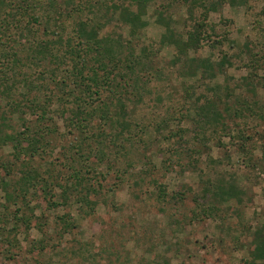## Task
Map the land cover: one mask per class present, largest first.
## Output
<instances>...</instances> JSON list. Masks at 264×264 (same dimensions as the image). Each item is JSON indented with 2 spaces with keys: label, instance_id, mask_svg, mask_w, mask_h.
<instances>
[{
  "label": "rangeland",
  "instance_id": "374dc122",
  "mask_svg": "<svg viewBox=\"0 0 264 264\" xmlns=\"http://www.w3.org/2000/svg\"><path fill=\"white\" fill-rule=\"evenodd\" d=\"M15 2H5L6 7L0 8V18L11 19L6 26L0 23V54L11 56L14 51L25 57L36 40L53 39L45 36L44 27L55 30L58 24H63L66 33L72 32V17L79 16L73 13L69 18L72 7H64L63 12L60 9L63 16L57 17L46 5L37 12L38 23H34L14 8ZM102 6H95L94 14L80 17L96 21L100 18V23L105 24L101 34H119L129 40V28L117 23L112 15L102 17ZM156 8L163 11L176 34L184 33L187 23H192L184 0H154L143 16L147 26L132 45L137 55L141 48L152 51L150 59L155 71L143 78L146 85H131L127 90L132 94L127 102L130 118L145 129L143 133L136 130L139 136L136 141L141 137V143L106 150L105 158L109 159L103 160L91 175L96 190L89 196L96 203L93 211L74 196L63 204L61 190L54 186L46 170H60L64 163L78 168L79 157L71 150L72 136L64 131L63 121L56 118L52 150L37 160L41 177L49 184L52 182L48 193L41 190L43 183L39 180L40 186L29 192L25 202L17 198L8 202L0 188V264H247L252 261L250 233L264 225V60L261 58L264 0H250L244 7L226 3L210 12L208 19L218 28L215 39L226 32L227 41L217 46L205 42L200 50H190L178 63H174L177 56L174 44L160 42L166 26L157 21ZM224 20L229 23L223 25ZM2 28L8 31L3 32ZM185 59L210 60L215 75L197 72L191 76ZM26 71L34 73L30 68ZM139 92L140 99L136 98ZM216 96L221 98L219 108L228 109L225 131L222 126L202 129L195 122V104H202L207 98L216 102ZM190 107L187 113L186 108ZM0 108V114L7 111L1 97ZM164 118H168L165 126L161 124ZM17 119L11 122L13 130L21 129ZM159 125L164 128L162 136L184 131L185 148L182 144L177 147L174 143L177 139L169 143L162 141L156 133ZM65 153L72 157L71 163ZM13 160L10 146L0 148V164L7 165ZM88 163L96 164L97 158L90 157ZM61 171L60 176H64L66 170ZM13 172L12 177L20 175L15 169ZM6 173L0 165V179L12 184V177ZM139 176L145 179L136 186L134 178ZM221 181L236 185L240 200L215 202L218 211L203 213L205 205L200 206L203 189L209 182L215 186ZM60 182L64 180L60 178ZM159 187L167 194L165 203L158 199ZM21 219H26L28 224Z\"/></svg>",
  "mask_w": 264,
  "mask_h": 264
},
{
  "label": "trees",
  "instance_id": "16d2710c",
  "mask_svg": "<svg viewBox=\"0 0 264 264\" xmlns=\"http://www.w3.org/2000/svg\"><path fill=\"white\" fill-rule=\"evenodd\" d=\"M153 1L105 0L101 3L99 0H17V3L15 2L14 8L21 10L22 16L29 17L34 23H38L37 12L46 5L53 9L57 17L63 16L61 13L64 7H72L71 13H68L69 18L73 13L79 16L72 17L70 23L72 32L66 33L67 28L63 24H58L55 30L44 27L45 36H51L53 39L36 40L28 48L30 52L28 51L29 54L25 57L14 51L11 56L0 54V97L1 100H5L7 107V111L0 114V148L10 146L14 159L10 163L7 162L9 163L7 165L4 162L0 165L6 169L7 177L15 175L14 169L20 173L19 176L12 177V184V181L0 179V188L8 202L15 198L25 202L29 192L40 186L39 180L43 183L40 188L44 193H48V186L52 187L51 181L49 184L46 178L41 177L37 160L51 152L52 135L57 128L55 120L58 118L63 121L64 131L72 136L69 144L71 150L76 151L74 155L79 157L76 162L79 167L64 163L60 166L61 169L66 170L64 176H60L62 171L56 168L47 169L46 173L54 181V186H58L61 190L63 204L68 203L74 196L90 211L94 210L96 203L91 201L89 196L96 190L93 189L94 185L90 180L91 175L97 172V166L109 159L105 158L106 150L123 148L125 144L139 145L141 137L136 141L139 137L136 130L145 132V129L138 127L130 118L127 102L132 94L127 93V90L131 85L137 86L139 83L144 85L145 75L149 77L155 71L154 63L150 59L152 51L141 48L140 54L137 55L132 45L133 40L138 39L139 32L147 26L143 16ZM249 1L184 0L192 23H187L189 29L187 28L182 34H176L171 29L168 19L164 17L163 11L156 8L157 21L163 22L166 26L160 42L174 44L177 49L174 63L187 57L190 50H200L205 42H210L213 46L221 45L227 41V33L221 35L220 39H215L218 28L210 23L209 13L217 11L219 6L226 3L244 7ZM5 2L10 4L12 0H0L2 10L6 7ZM102 4L101 16L106 18L112 15L117 23L127 26L129 40H124L119 34H101L105 24L100 23V18L96 21L89 17L85 20L80 17H87L85 13L94 14L95 6ZM10 20L5 21V17L0 18V23L5 24L1 26H6ZM227 22L229 23L224 20L222 24ZM25 28L31 31V27ZM2 30L5 32L8 28ZM22 31L24 30H20ZM1 32L0 29V34ZM244 47L247 48L248 45L245 44ZM261 58L264 60V54ZM186 63L188 65L186 70L191 76H195L197 72L211 77L215 75L214 65L208 59H191L186 60ZM27 68L34 69V73L27 72ZM216 97V102L207 98L202 104H195L193 109L197 117L195 122L202 129L206 126L212 129L222 126L225 131L227 127L224 119L228 109H220L218 104L221 98ZM136 98H142L141 92L137 93ZM196 102L200 100L197 99ZM190 109L192 108H186L187 113ZM14 118H18L22 130H13L11 122ZM167 123L168 118H164L161 124L165 126ZM161 126L159 125L156 133L160 134L162 141L169 143L172 139H177L174 142L177 147H180V144L184 147L185 140L182 134L184 131L162 136L164 128ZM8 128L13 131L7 132ZM64 156L67 161L72 162L71 156L67 153ZM92 156L97 158L96 164L88 163ZM54 170H57V173ZM60 178L64 183L60 182ZM144 179L145 177L142 176L134 178L136 186ZM9 189L11 192L8 191ZM166 196L163 187H159L158 199L165 203ZM201 199L203 200L200 206L205 205L202 212L212 214L218 211L215 202L222 204L232 199L240 200V192L232 182L221 181L215 186L209 182L202 191ZM21 220L28 224L26 219ZM250 235L252 261L246 263L255 264L260 261L259 264H264V225L256 227Z\"/></svg>",
  "mask_w": 264,
  "mask_h": 264
}]
</instances>
